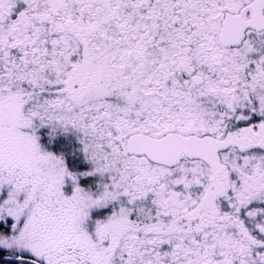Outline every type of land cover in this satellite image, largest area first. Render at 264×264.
<instances>
[{"label": "snow or ice", "instance_id": "snow-or-ice-1", "mask_svg": "<svg viewBox=\"0 0 264 264\" xmlns=\"http://www.w3.org/2000/svg\"><path fill=\"white\" fill-rule=\"evenodd\" d=\"M0 264H264V0H0Z\"/></svg>", "mask_w": 264, "mask_h": 264}]
</instances>
